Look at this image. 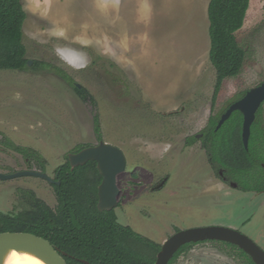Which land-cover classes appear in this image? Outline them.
<instances>
[{"label": "rangeland", "instance_id": "374dc122", "mask_svg": "<svg viewBox=\"0 0 264 264\" xmlns=\"http://www.w3.org/2000/svg\"><path fill=\"white\" fill-rule=\"evenodd\" d=\"M23 2L32 65L24 72L0 71V173L34 170L54 179L70 154L100 143L97 113L102 141L121 149L127 160L115 209L121 225L161 245L176 228L225 227L264 250V194L215 193L230 188L213 175L203 152L184 146L212 115L264 82V0H250L236 34L246 51L243 68L223 82L214 108L210 0H145L149 12L143 21L129 12L137 0L125 8L120 0ZM77 85L93 95L96 107L80 99ZM262 110L264 121V105ZM17 148L35 156L30 161ZM166 177L162 190L149 189ZM201 184L213 192L189 187ZM26 191L53 209L58 205L49 182L21 177L0 181V213L22 212ZM174 264L244 263L223 246L205 243Z\"/></svg>", "mask_w": 264, "mask_h": 264}, {"label": "trees", "instance_id": "16d2710c", "mask_svg": "<svg viewBox=\"0 0 264 264\" xmlns=\"http://www.w3.org/2000/svg\"><path fill=\"white\" fill-rule=\"evenodd\" d=\"M249 8L250 0H210V63L216 71L213 108L223 82L241 74L246 51L236 34L244 27ZM27 18L23 0H0V71L24 72L28 69L23 28ZM74 90L84 103L97 106L95 98L86 88L75 86ZM262 112L261 108L251 128L249 154L243 146L238 147L242 145L241 131L244 124V116L240 112H235L219 130L217 128L223 113L210 117V131L204 141L223 145L208 150L212 163L230 173L251 165L248 169L252 170L254 177L264 170V147H258L264 145ZM94 131L98 140L102 141L101 120L97 113L94 116ZM232 144L237 147H232ZM17 150L28 159L35 156L29 149ZM55 173L56 182L59 183L53 185L57 207L51 208L37 198L34 192L26 191L24 200L27 207L23 212L17 215L0 213V234L23 232L40 236L50 241L60 252L66 253L68 264H84L80 260L89 264L156 263L160 245L141 237L133 228L121 225L115 211H99L98 192L102 176L96 162L72 170L67 157L66 163ZM260 189L259 185L253 184L252 190ZM205 243L221 245L226 253L240 258L244 264H255L244 251L234 245L218 241L202 244ZM197 245L188 244L181 248L170 264H174L182 254Z\"/></svg>", "mask_w": 264, "mask_h": 264}, {"label": "water", "instance_id": "95a60500", "mask_svg": "<svg viewBox=\"0 0 264 264\" xmlns=\"http://www.w3.org/2000/svg\"><path fill=\"white\" fill-rule=\"evenodd\" d=\"M28 65L31 66L32 62L29 61ZM77 87L81 88L80 85H77ZM263 104L264 82L248 91L241 100L234 103L227 110L219 122L218 129L230 119L234 112H240L244 116L243 142L245 148L248 149L251 128ZM91 161L97 163L98 171L102 176V183L98 192V209L100 212L114 211L119 206L121 189L118 184V177L126 172V156L121 149L105 142L86 148L77 154L69 155L72 170ZM28 176L56 183L46 174L34 171L19 172L11 175L0 174V180L8 181ZM208 241L225 242L234 245L244 251L255 264H264V250L253 240L234 229L217 226L192 228L177 232L162 245L155 264H170L174 256L184 246ZM12 251L28 253L45 264H68L65 259L66 254L61 253L50 241L31 233L6 232L0 234V264H5L6 256ZM82 262L89 264L86 261Z\"/></svg>", "mask_w": 264, "mask_h": 264}, {"label": "flooded vegetation", "instance_id": "af4514ba", "mask_svg": "<svg viewBox=\"0 0 264 264\" xmlns=\"http://www.w3.org/2000/svg\"><path fill=\"white\" fill-rule=\"evenodd\" d=\"M242 98L240 97L238 100H236V101H233L230 105L232 106L234 103H236V102H238L239 100H241ZM264 105V104H263ZM231 106H229V108L231 107ZM263 107V106H262ZM261 107V108H262ZM228 108V109H229ZM227 109V110H228ZM227 110L221 115V118H222V116L227 112ZM236 112H238V111H236ZM259 112V111H258ZM235 113V112H234ZM233 113V114H234ZM232 114V115H233ZM232 117V116H231ZM230 117V118H231ZM221 120V119H220ZM227 122V121H226ZM225 122V123H226ZM219 125V124H218ZM222 128V127H221ZM220 128V129H221ZM218 129V128H217ZM219 130V129H218ZM209 131H210V127H209V125L201 132V134H199V135H195V136H192V137H190V138H187L186 140H185V143H184V146H185V148H197V153L198 152H203L206 156H207V161H208V166H209V169L212 171V173H213V175L214 176H217L220 180H221V183H223L224 185H227L229 188H230V190H227V191H224V190H221V189H218V190H215L214 192L216 193V192H225V193H228V192H231V191H237V192H241V193H244V194H249V193H251V194H264V170L260 173V174H258V175H255V177L251 174V172H252V170H249L248 168L251 166V165H248V166H246L245 168H241L240 170H238V171H234V173H230L227 169H223V168H219V167H217L218 165H216V164H214V163H212V161L210 160V154L208 153V150L210 149V148H219V147H221V146H223V145H221V144H218V143H207V142H205L204 140L206 139V136H208L209 135ZM241 140H242V145H238V147H240V146H243L244 148H245V145H244V142H243V128H242V131H241ZM250 140H251V136H250ZM100 143L101 142H103V141H99ZM97 146V145H96ZM232 147H237V145H235V144H232L231 145ZM264 147V145L262 144V145H258V147ZM89 147H94V146H87V147H83L82 148V150H84V149H86V148H89ZM250 141H249V145H248V149H246L245 148V150H246V152L249 154L250 153ZM81 150V151H82ZM193 150V149H192ZM80 152V151H79ZM79 152H74V153H72V154H77V153H79ZM68 158H69V156H68ZM26 159H28V158H26ZM32 159V158H31ZM31 159H30V161H31ZM92 162V161H91ZM249 162V161H248ZM247 162V163H248ZM89 163V162H88ZM87 163V164H88ZM85 166V165H84ZM80 167V166H79ZM262 167H263V169H264V164H262ZM78 168V167H77ZM76 169V168H75ZM74 169V170H75ZM34 170H27V171H22V172H33ZM257 171H260V170H257ZM34 172H38V171H34ZM17 173H19V172H17ZM0 174H2V173H0ZM16 174V173H15ZM5 175H11V174H5ZM28 177H30V176H28ZM36 178H38V177H36ZM41 179V178H40ZM52 179V178H51ZM168 177H166L163 181H161V182H159L158 184H155L154 186H149L150 188V190L152 191V192H157V191H159V190H162L167 184H168ZM13 180V179H12ZM45 180V179H44ZM55 182H56V173H55V178L53 179ZM1 181V180H0ZM9 181V180H8ZM47 181V180H46ZM48 182V181H47ZM50 183V182H49ZM55 184H58V182H56V183H50V185L53 187V185H55ZM198 184V183H197ZM253 184H256V185H259L260 187H261V189L259 190V191H254V190H252V186H253ZM59 185V184H58ZM151 185V184H150ZM189 185H187V186H185V187H188ZM189 187H192L193 189H195L196 191H202V192H204V193H211V192H213V190L210 192V191H207V189H209V187H207V188H205L204 187V185H202L201 184V186L200 187H198L197 189H196V186H189ZM54 189V188H53ZM33 192V191H32ZM35 193V192H34ZM36 194V193H35ZM121 195H122V190H121V194H120V197H121ZM37 196V195H36ZM120 197H119V205H120ZM38 198V197H37ZM166 205H167V203H166ZM27 207V206H26ZM118 208H119V206H118ZM26 209V208H25ZM24 209V210H25ZM23 210V211H24ZM22 211V212H23ZM115 211V210H114ZM21 213V212H20ZM19 214V213H18ZM8 215H17V214H8ZM132 228V227H131ZM176 230H177V232H179L180 230H179V228L177 229L176 228ZM179 230V231H178ZM135 231V230H134ZM136 232V231H135ZM176 232V233H177ZM136 233H138V232H136ZM175 233V234H176ZM141 237H143V238H146V239H148V240H150V241H152V242H154L153 240H151V239H149V238H147V237H144L143 235H141L140 233H138ZM208 242H217V241H208ZM154 243H156V242H154ZM202 243H204V242H202ZM201 243V244H202ZM156 244H158V243H156ZM200 243H198V245H199ZM158 245H160L161 247H162V245L161 244H158ZM180 251V250H179ZM178 251V252H179ZM61 253H63V254H66V253H64V252H61ZM67 255V254H66ZM183 255V254H182ZM181 255V256H182ZM176 256V255H175ZM174 256V257H175ZM180 256V257H181ZM67 257V256H66ZM179 257V258H180ZM178 258V259H179ZM174 259V258H173ZM172 259V260H173ZM171 260V261H172ZM80 261H83V260H80ZM171 263V262H170Z\"/></svg>", "mask_w": 264, "mask_h": 264}, {"label": "bare ground", "instance_id": "6f19581e", "mask_svg": "<svg viewBox=\"0 0 264 264\" xmlns=\"http://www.w3.org/2000/svg\"><path fill=\"white\" fill-rule=\"evenodd\" d=\"M5 264H45L37 257L28 253L10 252L5 258Z\"/></svg>", "mask_w": 264, "mask_h": 264}, {"label": "crops", "instance_id": "0c3cea01", "mask_svg": "<svg viewBox=\"0 0 264 264\" xmlns=\"http://www.w3.org/2000/svg\"><path fill=\"white\" fill-rule=\"evenodd\" d=\"M117 1V0H116ZM121 1V8H125L126 4H132L133 0H120ZM138 4L135 7H132L130 9V14L133 16L135 15L137 20L143 21L148 17L149 7L147 6V3L145 0H137ZM209 8V7H208Z\"/></svg>", "mask_w": 264, "mask_h": 264}]
</instances>
